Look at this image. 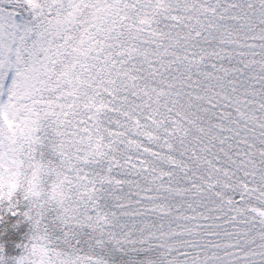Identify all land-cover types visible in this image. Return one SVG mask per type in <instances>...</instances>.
I'll return each mask as SVG.
<instances>
[{
    "label": "snow or ice",
    "instance_id": "6c2138e0",
    "mask_svg": "<svg viewBox=\"0 0 264 264\" xmlns=\"http://www.w3.org/2000/svg\"><path fill=\"white\" fill-rule=\"evenodd\" d=\"M0 264H264V0H0Z\"/></svg>",
    "mask_w": 264,
    "mask_h": 264
}]
</instances>
